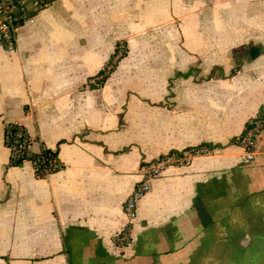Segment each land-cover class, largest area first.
Returning a JSON list of instances; mask_svg holds the SVG:
<instances>
[{
    "label": "crops",
    "instance_id": "crops-1",
    "mask_svg": "<svg viewBox=\"0 0 264 264\" xmlns=\"http://www.w3.org/2000/svg\"><path fill=\"white\" fill-rule=\"evenodd\" d=\"M26 1L17 51L0 45V264H264V128L252 159L240 143L264 112V0ZM12 122L62 167L13 164ZM202 144L118 245L143 165Z\"/></svg>",
    "mask_w": 264,
    "mask_h": 264
},
{
    "label": "built area",
    "instance_id": "built-area-1",
    "mask_svg": "<svg viewBox=\"0 0 264 264\" xmlns=\"http://www.w3.org/2000/svg\"><path fill=\"white\" fill-rule=\"evenodd\" d=\"M34 4L32 11H37L42 7L40 0H34ZM26 5V0H0V45L11 53L17 51L16 29L18 25L32 13L28 11ZM263 128L264 112L250 120L241 134L240 143L245 148L246 159L254 157L255 140ZM5 133L11 161L30 159L35 172L44 170L47 175L62 167L57 157L51 156L52 154L46 155V151L49 149L46 146H43L40 152H33V140L22 123H8ZM204 152H208V150L203 148L182 153L170 152L143 165L141 179L124 202L127 222L116 235L118 245L123 246L130 242V229L137 216L138 202L151 191L153 179L160 175L168 166L189 163L192 156Z\"/></svg>",
    "mask_w": 264,
    "mask_h": 264
},
{
    "label": "trees",
    "instance_id": "trees-1",
    "mask_svg": "<svg viewBox=\"0 0 264 264\" xmlns=\"http://www.w3.org/2000/svg\"><path fill=\"white\" fill-rule=\"evenodd\" d=\"M121 51H122V53H121V55H119ZM125 54H126V48L123 47L122 44H118L117 47H116V49H115V53L111 56V59L109 60V62L107 63V65L102 70H100L99 73H97L94 76V79H95L94 80V83H96V84H103L107 80L110 72L116 67L119 59L121 57H123ZM116 57H118L119 59L116 62H114V60L116 59ZM203 148H206L208 150V152H209L210 149H211V146L210 145H207V144H202V145H199V146H197L195 148H192V149L190 148L187 151H190V150H193V149H195V150L196 149H203ZM47 154H52L51 156L57 157L56 156V153L53 150H51V149H47L46 155ZM11 162L13 164H19L22 161H11ZM35 173L39 177L47 176V173L44 170H41V171H38V172H35Z\"/></svg>",
    "mask_w": 264,
    "mask_h": 264
},
{
    "label": "water",
    "instance_id": "water-1",
    "mask_svg": "<svg viewBox=\"0 0 264 264\" xmlns=\"http://www.w3.org/2000/svg\"><path fill=\"white\" fill-rule=\"evenodd\" d=\"M259 50H260L259 47H253L251 49V55L255 56L256 54H258Z\"/></svg>",
    "mask_w": 264,
    "mask_h": 264
},
{
    "label": "rangeland",
    "instance_id": "rangeland-1",
    "mask_svg": "<svg viewBox=\"0 0 264 264\" xmlns=\"http://www.w3.org/2000/svg\"><path fill=\"white\" fill-rule=\"evenodd\" d=\"M123 49V48H122ZM121 53H122V51L120 52V54L119 55H121ZM117 59H118V57L114 60V62H116L117 61ZM193 157V156H192ZM192 157H191V159H192ZM191 159H190V161H191Z\"/></svg>",
    "mask_w": 264,
    "mask_h": 264
}]
</instances>
